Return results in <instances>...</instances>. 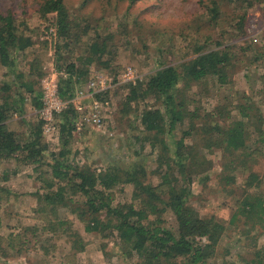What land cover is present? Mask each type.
<instances>
[{
  "label": "trees",
  "instance_id": "1",
  "mask_svg": "<svg viewBox=\"0 0 264 264\" xmlns=\"http://www.w3.org/2000/svg\"><path fill=\"white\" fill-rule=\"evenodd\" d=\"M133 2L129 0V8ZM198 2L201 24L196 19L191 23L198 34L192 38L194 56L179 63L160 62L145 77L146 80L122 85L127 89L125 104L143 100L152 93L162 105L145 106L139 112L143 140L149 141L153 148L158 141L162 147L155 158L157 166L150 171L158 175L159 181L155 185L147 179L148 172L142 164L127 169L107 166L98 170L90 162L71 161L67 148L72 137L71 121L67 114L72 110L62 114L64 121L60 126V139L63 146L52 154L51 160L45 156L48 145L43 138L39 118L27 136H20L11 128L17 122V114L20 116L18 121H24L21 115L28 98H31L29 101L34 108L39 109L41 94L40 89L33 87L32 81H22L24 74L17 70L11 55L12 50L24 51L32 46V37L26 35L28 29L14 22L12 15L0 14V65L13 73L18 87L16 96L11 93V84L0 87V163L13 158L17 165H31L38 173L43 192L33 193L37 202L33 211L43 223L41 231L52 235L59 233L68 240L71 251L66 257L69 264H77L75 256L84 251L86 244L80 232L73 227L69 215L79 220L85 232L113 240L126 259L136 256L134 264H235L226 259L225 248L220 251V242L228 223L245 225L241 230L245 236L242 243L245 251L236 256L242 264H264V245L257 244L258 235L264 232V178L252 168L254 159L264 155L261 146L264 143L263 114L252 101L234 104L230 109L218 104L201 114L196 109L184 107L185 99L178 88L180 82L189 87L192 82L210 76L218 85L228 84L232 67L241 61L240 53L246 50V46H241L236 51V43H223L228 32L226 24L231 22L228 18L235 19V30L241 36L248 24L249 10L264 8L260 0ZM38 12L43 17L46 14L55 16L56 40L54 42V36L51 39L57 52L62 45L68 47L69 41L78 37L79 34H72L64 0H41ZM202 26L211 29L205 33L201 31ZM100 38L101 35L96 33L84 54L76 55L64 65L57 64L67 73L60 80L61 97L72 96L76 85L87 77L90 65L109 66L110 62L104 58L111 52L108 38ZM57 39L62 40L61 46L57 45ZM237 39L236 34L230 35V42ZM212 42L213 46L207 47ZM43 74L41 72L39 77ZM36 115L38 117L37 111ZM25 121L30 125L26 118ZM178 127L181 136L171 139V148L165 136L171 135ZM188 136L191 142L185 140ZM212 149L220 150L222 155L219 180L222 192L230 196L228 220L213 213L203 214L190 204L192 181L206 172L211 164L203 151ZM241 173H244L243 181L237 184L236 178ZM203 179L206 180L207 175ZM126 184L133 188L131 200L115 202V190L123 191ZM237 188L240 189L238 193ZM12 193L7 186L0 185V202L7 200ZM166 211L174 217L175 230L164 225L162 215ZM37 228L35 224L21 226L13 236L35 238L37 241ZM8 238L0 236L1 255H4L6 246H12V239ZM103 248L105 250V244ZM105 253L108 254L107 251Z\"/></svg>",
  "mask_w": 264,
  "mask_h": 264
},
{
  "label": "rangeland",
  "instance_id": "2",
  "mask_svg": "<svg viewBox=\"0 0 264 264\" xmlns=\"http://www.w3.org/2000/svg\"><path fill=\"white\" fill-rule=\"evenodd\" d=\"M40 1L0 0V14L12 15L14 22L20 23L21 27H26L28 29L26 35L32 37L33 44L30 48L24 51L12 50L11 53L18 67L17 70L24 74L22 81H32L38 86L40 73L44 72L45 68L52 63L56 67L57 64L64 65L65 62L73 60L76 55L84 54V50L96 33L101 35L99 40L108 38L107 44L111 52L104 55V58L110 63L109 66L90 65L89 73L81 81L82 84L88 77L98 73L110 76L117 82L125 66H132L141 76L140 81H144L160 62L179 63L194 56L192 38H194L193 35L198 34L194 32L191 23H194L196 19V22L201 24L198 18L201 10L198 0H134L130 8L129 0H64L72 24V34L79 35L77 38L74 35L75 39L69 41L68 47L62 45V40L57 39V45L63 46L58 52L56 47L54 49L55 44L47 31L50 27H54L55 16L54 14L41 16L38 12ZM260 1L264 8V0ZM228 10H230L229 7ZM228 21L231 22L226 24L228 32L223 43H236V51L239 50L238 47L246 46L245 53H240L241 61L235 62L231 69L230 82L226 85H218L211 76L192 82L189 87H185L183 82H180L178 88L180 87L181 96L185 99L184 107L188 110L196 109L202 114L218 104H224L227 109H230L234 104L252 101L264 117V9L254 7L249 10L248 24L245 33L241 36L235 30V19L228 18ZM210 29L201 27V31L205 33ZM231 34L233 36L236 34L238 39L230 42ZM54 38L55 42V35ZM212 46L213 42L207 47ZM14 79L13 73L0 65V87L6 83L11 84V93L16 96L18 87ZM122 85L117 83L107 94L112 112L106 119V132L94 128L85 129L84 131H89L88 142L90 143L84 146L80 144L84 135L71 137L67 146L70 150L69 159L77 163L90 162L99 170L107 166H120L127 169L142 164L148 172L147 179L155 185L159 181L158 175L150 171L157 166L155 158L162 147L158 141L153 148L149 141L143 140L144 131L139 123V112L145 106L161 107L162 105L152 93L143 100L125 104L127 89ZM29 100L31 98L24 102V121L19 122L20 116L17 114V122L11 126L20 136H27L25 129L29 126L25 118L28 121L31 120V123L38 122L36 111H32V101ZM67 115L68 120L71 121L73 114L70 112ZM59 120L61 126L64 118L61 116ZM110 131L111 135L107 133ZM58 136L60 133L57 137L55 135L48 138L51 146L57 149L50 148L45 151L47 160H51L52 154L57 153L63 146ZM180 136V127H178L172 131L171 135H166L165 140L172 148L171 139H178ZM43 138L46 139L45 136ZM185 140L191 142V137L188 136ZM261 146L264 149V143ZM203 152L211 164L206 172L197 175L192 181L190 204L203 214L213 213L221 219L228 220L231 212L230 196L222 192L220 187L222 184L219 180L221 151L212 149ZM1 166L6 167L8 171L15 169V172L19 173L21 180H13V185H16L21 193L13 191L12 198L19 197L20 203L16 205L12 201L9 205L5 204L4 207H7L3 211L5 215L1 216L0 213V236L13 237L8 238L12 239V246H6L4 255L0 254V264H69L66 257L71 251L68 240L59 233L52 235L48 231H41L40 226L43 223L33 211L37 207L33 193L43 192L41 181L37 178L38 173L31 165H17L10 158L1 161ZM252 168L260 172L264 178V155L260 154L254 159ZM204 175H207L206 180L203 179ZM243 175L244 173L238 175L237 184L242 183ZM1 183L5 186H7L6 183L9 185V182ZM132 190L129 184L124 186L123 191L115 190V202H129ZM236 190L237 193L240 191L239 188ZM48 216L53 218L51 214ZM69 218L73 220V227L80 232L86 243L84 251L75 256L77 264H134L137 261L136 256L131 260L122 256L121 249L113 240L99 238L95 233L85 232L83 225L74 215H69ZM162 219L165 226L172 230L176 229L171 212L166 211ZM34 224L38 226L37 241L35 238H14L16 235L13 236V234L19 231V227ZM242 229H245V225L228 223L220 242V251L222 252L225 248L226 259L235 264H242L236 255L244 254L245 251L242 246L245 238L241 233ZM103 244H105V250ZM257 244L264 245V232L258 235Z\"/></svg>",
  "mask_w": 264,
  "mask_h": 264
},
{
  "label": "built area",
  "instance_id": "3",
  "mask_svg": "<svg viewBox=\"0 0 264 264\" xmlns=\"http://www.w3.org/2000/svg\"><path fill=\"white\" fill-rule=\"evenodd\" d=\"M55 27H50L48 36H54ZM67 73L62 68H57L53 63L45 68L43 76L39 80L41 106L37 111L41 123V130L46 139L59 134V118L63 113L72 110L71 135L79 137L87 128L105 131V123L112 112L110 99L107 94L115 85L132 83L141 80V76L132 66H125L120 72L117 82L112 77L96 74L88 77L84 84L76 85L72 96L61 97L59 84L61 78ZM112 134L111 131L107 132ZM99 170V169H98Z\"/></svg>",
  "mask_w": 264,
  "mask_h": 264
},
{
  "label": "crops",
  "instance_id": "4",
  "mask_svg": "<svg viewBox=\"0 0 264 264\" xmlns=\"http://www.w3.org/2000/svg\"><path fill=\"white\" fill-rule=\"evenodd\" d=\"M24 81H28V80H24ZM38 81H39V80H38ZM14 82L16 83V81H14ZM30 82H31V81H30ZM31 83H32V82H31ZM33 87H34L36 90H39V89H40L39 82H38V86H37V84L35 85V84L33 83ZM24 105H25V103H24ZM32 105H33V104H32ZM32 111H36V108H34L33 106H32ZM21 116H24V113H22ZM29 121H30V123H31V120H29ZM34 124H35L34 122H32L30 125L27 123V126H29V127H27V129H25L27 135L30 133V131H31V127H32ZM85 132H86V131H83V133H82V135L85 136V137H83L84 139L81 141L82 143H80L82 146L87 145L86 143H90V142H88V139H89L88 133H89V131H87L86 133H85ZM59 133H60V130H59ZM58 137L60 138V136H58ZM60 140H61V139H60ZM45 141L47 142L48 149H50V148H51V149H57L56 147L54 148L53 146H51V144H50V142H49L48 139H45ZM68 146H69V145H68ZM69 157H70V155H69ZM11 160L14 161L13 158H11ZM14 163H15V161H14ZM13 180H21V177H19V173H18V172H15V169L8 171V169H7L6 167L1 166V167H0V185H2L1 182H3V183L9 182V185L6 183V185H7L8 189H9V191H11V192H13V191H18V192H15V193H21V190H18V189H17V186H16V185H13V183H14ZM15 186H16V187H15ZM13 193H14V192H13ZM12 201H14L16 205L20 203L19 197H18V198H12V196H10L7 200L0 202V213H1V216H2V215H3V216L5 215V214L3 213V210H4V209H7V207H4V206H6L5 204H8V205H9ZM1 226H2V224H1Z\"/></svg>",
  "mask_w": 264,
  "mask_h": 264
}]
</instances>
